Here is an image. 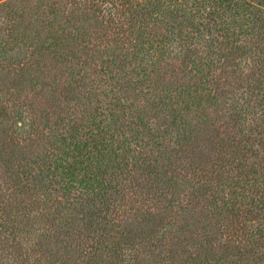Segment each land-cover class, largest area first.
<instances>
[{
    "label": "trees",
    "instance_id": "obj_1",
    "mask_svg": "<svg viewBox=\"0 0 264 264\" xmlns=\"http://www.w3.org/2000/svg\"><path fill=\"white\" fill-rule=\"evenodd\" d=\"M0 264H264V0H0Z\"/></svg>",
    "mask_w": 264,
    "mask_h": 264
}]
</instances>
